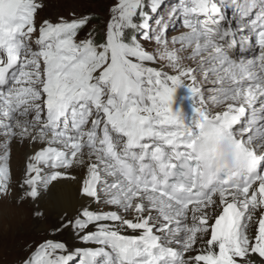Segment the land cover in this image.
<instances>
[{
	"label": "snow or ice",
	"instance_id": "6c2138e0",
	"mask_svg": "<svg viewBox=\"0 0 264 264\" xmlns=\"http://www.w3.org/2000/svg\"><path fill=\"white\" fill-rule=\"evenodd\" d=\"M46 7L0 0V195L14 142L21 199L82 175L20 264H264V0Z\"/></svg>",
	"mask_w": 264,
	"mask_h": 264
},
{
	"label": "rangeland",
	"instance_id": "374dc122",
	"mask_svg": "<svg viewBox=\"0 0 264 264\" xmlns=\"http://www.w3.org/2000/svg\"><path fill=\"white\" fill-rule=\"evenodd\" d=\"M46 3L47 7L41 13L43 16L68 15L75 10L77 13L98 14L102 18L105 0H46ZM27 155H24L25 159ZM15 179V173L11 172L12 187L4 196L0 195V264H20L21 260L28 255L29 249L47 236L45 231L34 234L28 230L34 218L30 207L32 204L27 199H21L22 193L12 192L13 189H19Z\"/></svg>",
	"mask_w": 264,
	"mask_h": 264
},
{
	"label": "bare ground",
	"instance_id": "6f19581e",
	"mask_svg": "<svg viewBox=\"0 0 264 264\" xmlns=\"http://www.w3.org/2000/svg\"><path fill=\"white\" fill-rule=\"evenodd\" d=\"M184 108H185V111H187L188 105L185 104ZM34 147H39V145H31V144H27V143L24 144V143H15V142L12 144V147H11V156L12 157L10 159V166H11V172H14L16 175L15 180L17 181V184H20V182H22V179L24 176L25 164L27 162V159L24 158V155H27V153L29 155ZM75 175L77 176L76 180L56 182L55 186L51 190V192L47 195L42 196L40 200H38L36 202L29 200V202H31V204H32V206H30L32 208V211H34L37 208V204H39L42 207L47 202V200L50 199V197L53 195H56L59 193H64V192H75V190L78 187V180H79L80 175H82V171L80 169H77L75 171ZM12 192H14V194H16V193L21 194L20 188L19 189H13ZM1 208H3V207L1 206ZM13 212H15V211H13ZM17 213H19V212H17ZM29 217H30V215H29ZM18 221H20V220H18ZM50 223H51L50 220H39V219L33 218L32 223H31L28 230L30 232H33L34 234H36L38 232L45 231L46 235H47L46 238H50V239H54V240H68V241L71 240V237L67 233H65L63 235H49V233L51 231ZM23 225H24V223H23ZM76 243H78V241ZM84 246H91V245H84Z\"/></svg>",
	"mask_w": 264,
	"mask_h": 264
}]
</instances>
